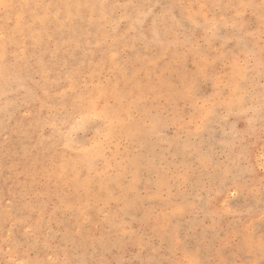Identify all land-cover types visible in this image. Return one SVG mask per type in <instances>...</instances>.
<instances>
[{
	"label": "rangeland",
	"instance_id": "374dc122",
	"mask_svg": "<svg viewBox=\"0 0 264 264\" xmlns=\"http://www.w3.org/2000/svg\"><path fill=\"white\" fill-rule=\"evenodd\" d=\"M0 264H264V0H4Z\"/></svg>",
	"mask_w": 264,
	"mask_h": 264
},
{
	"label": "snow or ice",
	"instance_id": "6c2138e0",
	"mask_svg": "<svg viewBox=\"0 0 264 264\" xmlns=\"http://www.w3.org/2000/svg\"><path fill=\"white\" fill-rule=\"evenodd\" d=\"M12 5L6 4L4 0H0V8L7 9L11 7Z\"/></svg>",
	"mask_w": 264,
	"mask_h": 264
}]
</instances>
